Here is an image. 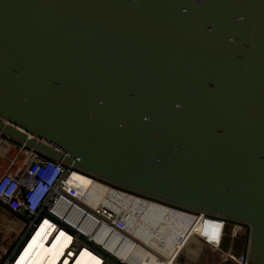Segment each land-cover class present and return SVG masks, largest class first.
Instances as JSON below:
<instances>
[{
    "label": "water",
    "instance_id": "1",
    "mask_svg": "<svg viewBox=\"0 0 264 264\" xmlns=\"http://www.w3.org/2000/svg\"><path fill=\"white\" fill-rule=\"evenodd\" d=\"M0 129L248 221L264 264V0H0Z\"/></svg>",
    "mask_w": 264,
    "mask_h": 264
},
{
    "label": "built area",
    "instance_id": "2",
    "mask_svg": "<svg viewBox=\"0 0 264 264\" xmlns=\"http://www.w3.org/2000/svg\"><path fill=\"white\" fill-rule=\"evenodd\" d=\"M85 177L111 195L115 190L143 196L179 211L186 219L181 224L178 243L189 247L208 246L234 264H250L251 224L211 212L187 208L141 194L125 186L87 172L72 162L0 129V211L12 216L13 238L2 235L0 264H20L25 245L37 236L41 242L60 249L52 264H72L81 250L101 259V264H129L127 257L137 244L121 206L96 202V193L85 198L87 188L74 178ZM93 189V188H92ZM104 193V194H105ZM243 237L241 249L237 240ZM231 241L225 247L226 241ZM179 251L175 258L178 259Z\"/></svg>",
    "mask_w": 264,
    "mask_h": 264
},
{
    "label": "rangeland",
    "instance_id": "3",
    "mask_svg": "<svg viewBox=\"0 0 264 264\" xmlns=\"http://www.w3.org/2000/svg\"><path fill=\"white\" fill-rule=\"evenodd\" d=\"M88 186L91 189L87 188L85 198L92 196V191L95 190L99 191L96 193L97 203L107 204L113 208L117 205L121 206L123 215L130 226V232L137 241L142 242L160 256L169 255L171 252L177 253L181 248L182 244L174 241L177 236H180L178 229L180 233L182 232V226L179 225L186 219L179 211L143 196L116 190L111 195L106 194L99 184H92L89 180ZM11 219L12 216L0 211V246L2 235L5 233H8L9 239L13 238ZM243 242V237L238 238L237 250L242 248ZM222 261L223 257L219 251L208 246L197 245L196 247L186 246L179 253L176 264H221ZM250 264L253 263L250 262Z\"/></svg>",
    "mask_w": 264,
    "mask_h": 264
},
{
    "label": "bare ground",
    "instance_id": "4",
    "mask_svg": "<svg viewBox=\"0 0 264 264\" xmlns=\"http://www.w3.org/2000/svg\"><path fill=\"white\" fill-rule=\"evenodd\" d=\"M74 179L75 182L88 187V178L80 177ZM178 233L179 235L181 234L179 229ZM178 238L179 237L177 236L176 240H174L175 243L178 241ZM36 240L37 236L25 245L18 258V262L20 264H52L54 259L60 255V249H58L55 244L54 248H48L43 244V242H41L39 246L33 250V245ZM186 246L187 244H182L178 252L182 251ZM177 253L171 252L169 255L160 256L148 248V246H145L142 242L137 241V244L133 247L127 259L129 264H176L177 259L175 256ZM72 264H101V259L97 255H93L86 250H81L76 255Z\"/></svg>",
    "mask_w": 264,
    "mask_h": 264
},
{
    "label": "crops",
    "instance_id": "5",
    "mask_svg": "<svg viewBox=\"0 0 264 264\" xmlns=\"http://www.w3.org/2000/svg\"><path fill=\"white\" fill-rule=\"evenodd\" d=\"M164 210H168V209H170V208H163ZM176 213V212H175ZM176 215H178L177 213H176ZM185 217V216H184ZM186 218V217H185ZM179 226H181V225H179ZM231 244V241H226L225 242V247H228L229 245ZM146 246V245H145ZM170 254V253H169ZM222 254V253H221ZM222 257H223V261L221 262V264H234V263H231L230 261H228V260H225L224 259V256L222 255Z\"/></svg>",
    "mask_w": 264,
    "mask_h": 264
}]
</instances>
